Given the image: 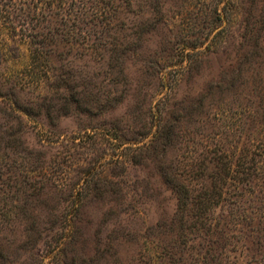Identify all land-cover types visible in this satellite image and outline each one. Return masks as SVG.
Returning a JSON list of instances; mask_svg holds the SVG:
<instances>
[{"label": "rangeland", "instance_id": "rangeland-1", "mask_svg": "<svg viewBox=\"0 0 264 264\" xmlns=\"http://www.w3.org/2000/svg\"><path fill=\"white\" fill-rule=\"evenodd\" d=\"M132 2L121 5L112 45L0 38V102L9 109L0 131L12 133L15 161L0 184L10 210L0 264H33L30 248L44 264H145L182 251L177 198L163 175L189 183V171L214 170V152L237 158L254 135L264 0ZM36 48L53 53L35 59ZM253 187L248 198L264 202V184ZM239 228L228 264H264V243Z\"/></svg>", "mask_w": 264, "mask_h": 264}, {"label": "trees", "instance_id": "trees-1", "mask_svg": "<svg viewBox=\"0 0 264 264\" xmlns=\"http://www.w3.org/2000/svg\"><path fill=\"white\" fill-rule=\"evenodd\" d=\"M123 1L133 3V0H0V38L11 37L12 40L18 39L37 47L47 41L90 45L94 36L101 40L108 38L112 40L109 42L112 45L118 33L117 27L121 24L119 14ZM89 26L96 29L92 33L85 31V27ZM97 27L103 30L99 31ZM107 44L102 42L101 45L107 47ZM52 53V50L38 48L33 52L35 59L45 58ZM61 85L68 87L66 81ZM263 88L251 90L254 135L243 144L237 158L235 155L219 156L214 152L216 156L210 158L214 170L209 172L207 167L203 173L189 171L191 182L201 177L204 181L202 184L180 183L179 174L163 175L165 185L177 198L172 220L178 222L177 242L183 249L178 252H157L158 262L145 264H228V251L240 249L236 245L241 242L237 235L243 232L239 228L241 226L247 227L251 233L248 237L256 236L263 247L264 202L258 196L255 200L248 198L256 194L253 186L264 184ZM17 101H10L12 111L16 110L13 107H16ZM0 108L2 115L9 111L1 102ZM11 135L8 129L0 131V150L5 152L4 162H0V184H9L3 178L12 179L15 167L11 155L14 151ZM19 148H24L22 140H19ZM208 153L213 152L208 150ZM3 191L0 187V195ZM243 204L250 206L247 209ZM9 213L7 204L0 201V232L10 217ZM36 230L38 234L43 233V228ZM27 253V258L34 256L33 264H44L43 255L32 248Z\"/></svg>", "mask_w": 264, "mask_h": 264}]
</instances>
